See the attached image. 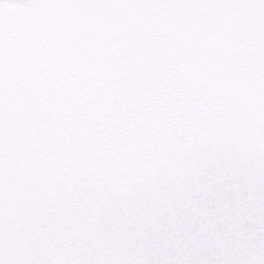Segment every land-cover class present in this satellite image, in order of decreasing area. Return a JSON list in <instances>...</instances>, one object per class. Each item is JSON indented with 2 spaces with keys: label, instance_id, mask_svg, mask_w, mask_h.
<instances>
[{
  "label": "snow or ice",
  "instance_id": "obj_1",
  "mask_svg": "<svg viewBox=\"0 0 264 264\" xmlns=\"http://www.w3.org/2000/svg\"><path fill=\"white\" fill-rule=\"evenodd\" d=\"M0 264H264V0H0Z\"/></svg>",
  "mask_w": 264,
  "mask_h": 264
}]
</instances>
